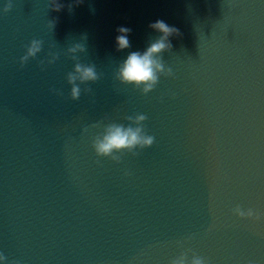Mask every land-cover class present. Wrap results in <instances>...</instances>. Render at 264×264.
<instances>
[{
	"label": "water",
	"instance_id": "1",
	"mask_svg": "<svg viewBox=\"0 0 264 264\" xmlns=\"http://www.w3.org/2000/svg\"><path fill=\"white\" fill-rule=\"evenodd\" d=\"M10 2L5 13L0 0V264H170L187 249L208 264H264V0H58L59 12ZM156 20L181 35L163 54L173 75L144 95L115 72L156 38ZM121 26L131 48L117 52ZM33 39L41 52L21 66ZM76 43L100 78L73 101ZM136 114L154 144L119 163L97 157L103 125L92 126ZM237 205L261 219L237 217Z\"/></svg>",
	"mask_w": 264,
	"mask_h": 264
},
{
	"label": "clouds",
	"instance_id": "2",
	"mask_svg": "<svg viewBox=\"0 0 264 264\" xmlns=\"http://www.w3.org/2000/svg\"><path fill=\"white\" fill-rule=\"evenodd\" d=\"M83 0H75V5H79ZM50 10L59 12L63 9L64 5L59 3L58 0H49ZM74 7L73 4L68 5L69 11ZM12 8L9 3L4 7L3 11L7 13ZM56 25V20H49L48 27L53 30ZM149 29L157 33L155 39L149 40L147 46L143 50H134L128 53L127 57L119 64L115 72V79L121 84L131 85L134 89H138L142 94L147 95L151 92L159 82L161 76L171 77L173 72L171 68H166L163 54L170 52L173 45L171 43L172 37H179L181 35L178 28L169 26L163 20H156L148 25ZM117 36L115 38L116 51H124L131 48L129 35L132 32L131 28L118 27L116 29ZM87 39L86 35L83 37ZM42 41L33 39L30 46L27 47L25 55L20 58V64L23 66L29 61L30 58H35L41 52ZM86 48L81 43H76L67 49V54L75 61L74 70L67 74V83L71 86L70 98L75 101L81 96L82 89L80 85H87L96 82L100 77L94 65L83 64L79 61L77 53H83ZM50 59L47 60L48 64H52L58 58V54L49 53ZM43 67L44 61H41ZM92 89L85 87L84 93H90ZM124 119L127 124L107 123L103 121L98 122L92 127H100L103 125V131L97 134L92 141V148L97 157L110 158L111 160L119 163L123 153H131L138 155V150H143L151 147L154 144L155 137L148 135L145 130L144 122L147 116L143 114H136L134 116H125ZM84 132L88 129L84 128ZM234 215L241 219H250L259 221L261 214L254 212L253 209L244 211L239 205L233 209ZM183 247V242L181 243ZM192 252L187 249L173 259L170 264H208L206 258L192 252L191 259L188 258V253ZM7 258L0 253V261H5ZM19 264V262H13Z\"/></svg>",
	"mask_w": 264,
	"mask_h": 264
}]
</instances>
